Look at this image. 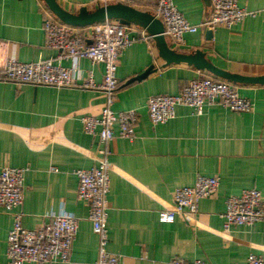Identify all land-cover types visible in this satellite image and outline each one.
I'll use <instances>...</instances> for the list:
<instances>
[{"label":"crops","instance_id":"obj_1","mask_svg":"<svg viewBox=\"0 0 264 264\" xmlns=\"http://www.w3.org/2000/svg\"><path fill=\"white\" fill-rule=\"evenodd\" d=\"M192 25L211 17L208 0H173ZM253 14L232 28L200 27L170 48L184 55L205 54L216 68L243 77L264 76V0H238ZM67 12L97 10L98 0H57ZM156 0H140L133 8L155 16ZM61 22L44 0H0V75L8 59L31 63L59 60V52L47 49L44 21ZM62 23V22H61ZM64 24V23H63ZM91 26L75 28L88 33ZM130 37L150 35L138 25ZM212 32L208 36V33ZM80 81L90 74L104 81V65L88 59L79 62ZM113 110L136 111L137 138H116L107 146L111 164L108 252L120 264H168L174 259L203 260L208 264H246L255 254L264 258V220L230 230L223 215L226 200L245 190L257 189L264 199V85L234 83L187 63L167 65L157 42L138 41L123 53L116 77L121 86ZM209 78L233 87L253 103V110L237 113L220 105L197 115L193 108L178 106L176 117L153 125L147 102L159 95H178L193 80ZM105 103L100 91L85 88H54L16 85L0 81V167L26 169L22 224L28 230L47 223L51 214L65 211L79 222L69 263L93 264L99 255V239L89 219L90 207L78 198L76 172L97 167L104 145L83 130L84 116H99ZM117 131V128H115ZM219 177L218 192L200 202L198 225L177 217L160 221L159 213L173 205L178 188L194 186L198 176ZM14 217L0 208V264L7 258L8 234ZM33 264V263H27Z\"/></svg>","mask_w":264,"mask_h":264},{"label":"built area","instance_id":"obj_2","mask_svg":"<svg viewBox=\"0 0 264 264\" xmlns=\"http://www.w3.org/2000/svg\"><path fill=\"white\" fill-rule=\"evenodd\" d=\"M140 0H98L99 6L121 4L134 7ZM211 17L199 26L192 25L179 12L173 0H156L155 17L164 25V36L177 46L185 42L186 34L197 33L200 27L215 29L220 26L232 28L253 13L239 5L238 0H208ZM45 47L59 52V60H67L70 67L54 64L53 60L24 63L14 57L8 59L1 82L34 87L85 88L104 94L105 103L99 116H84L83 130L87 135L98 138L104 149L99 164L89 170H79L78 198L90 207L89 219L99 239V255L93 264H120L118 255L108 252V218L111 164L107 159V146L116 138L134 141L139 114L132 110H113L117 88L116 77L124 51L142 40L150 43L153 36L141 33L139 38L130 37L129 27L116 20H106L90 27L88 33L47 18L44 21ZM88 59L93 64L104 65V81L94 82L92 75L80 84L79 62ZM220 105L237 113L253 110L249 99L239 96L227 83L201 78L191 81L178 95H159L147 102V111L153 125L165 124L176 117V108H193L202 115L206 107ZM117 128V131L116 129ZM26 169L0 167V208L14 217L13 227L8 234L7 258L10 264H57L69 263L79 230V222L73 215L61 211L51 214L46 225L28 230L22 224L24 202V177ZM220 187L219 177L198 176L194 186L178 188L173 205L159 213L160 221L173 223L177 217L197 226L200 202L214 196ZM225 229L254 225L264 220V199L257 189L245 190L238 196L226 200L223 215ZM168 264H208L203 260L187 262L174 259ZM246 264H264V258L251 254Z\"/></svg>","mask_w":264,"mask_h":264},{"label":"water","instance_id":"obj_3","mask_svg":"<svg viewBox=\"0 0 264 264\" xmlns=\"http://www.w3.org/2000/svg\"><path fill=\"white\" fill-rule=\"evenodd\" d=\"M51 12L64 24L75 28H83L87 26H93L98 23H102L106 20H116L126 26L133 24L138 25L144 29L147 33L154 37L157 42L159 54L163 58L167 65L176 63H187L193 65L198 70H206L211 74L228 80L234 83H247V84H261L264 85L263 77H243L233 75L223 70L216 68L205 58V54L201 51H197L191 55H184L178 53L170 48L166 37L164 36V25L154 15L137 10L130 6L121 4H111L108 6L99 7L93 12H89L87 8H83L78 15L71 14L65 11L58 3L57 0H44ZM212 32L208 33V36ZM153 71L150 68L145 74L139 77L132 78L126 83L117 88L120 90L126 86H129L135 82L145 78Z\"/></svg>","mask_w":264,"mask_h":264}]
</instances>
